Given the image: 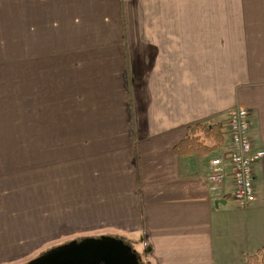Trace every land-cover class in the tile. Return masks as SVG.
Listing matches in <instances>:
<instances>
[{"label": "crops", "instance_id": "crops-1", "mask_svg": "<svg viewBox=\"0 0 264 264\" xmlns=\"http://www.w3.org/2000/svg\"><path fill=\"white\" fill-rule=\"evenodd\" d=\"M0 78L29 127L0 130V264L89 239L138 264L264 249V156L246 207L207 177L236 107L264 150V0H0ZM197 124L222 141L180 154Z\"/></svg>", "mask_w": 264, "mask_h": 264}, {"label": "built area", "instance_id": "built-area-1", "mask_svg": "<svg viewBox=\"0 0 264 264\" xmlns=\"http://www.w3.org/2000/svg\"><path fill=\"white\" fill-rule=\"evenodd\" d=\"M228 147L208 162V179L212 189L223 188L227 175L231 176L230 195L240 207L255 200L254 166L264 156L263 149L253 148L250 136L249 111L234 108L228 119ZM230 166L228 170V166Z\"/></svg>", "mask_w": 264, "mask_h": 264}, {"label": "water", "instance_id": "water-1", "mask_svg": "<svg viewBox=\"0 0 264 264\" xmlns=\"http://www.w3.org/2000/svg\"><path fill=\"white\" fill-rule=\"evenodd\" d=\"M138 264L129 248L115 240L73 242L41 256L33 264ZM32 264V263H31Z\"/></svg>", "mask_w": 264, "mask_h": 264}, {"label": "rangeland", "instance_id": "rangeland-1", "mask_svg": "<svg viewBox=\"0 0 264 264\" xmlns=\"http://www.w3.org/2000/svg\"><path fill=\"white\" fill-rule=\"evenodd\" d=\"M28 128V90L0 89V130H20ZM73 242H76V240L68 244ZM62 246L66 245L62 244L57 247ZM54 249L43 250L28 263L23 264H33L41 256L49 254ZM133 252L135 255H138L137 252ZM9 264H18V262L12 261Z\"/></svg>", "mask_w": 264, "mask_h": 264}, {"label": "trees", "instance_id": "trees-1", "mask_svg": "<svg viewBox=\"0 0 264 264\" xmlns=\"http://www.w3.org/2000/svg\"><path fill=\"white\" fill-rule=\"evenodd\" d=\"M221 125L215 124L208 127L205 124H197L194 127H190V136L183 139L176 150L183 155L195 154L197 157L202 156L206 151L211 150L215 145L222 141ZM201 129L203 135H195V130ZM210 140L213 144H208L205 140ZM247 264H264V249H258L254 254L247 258Z\"/></svg>", "mask_w": 264, "mask_h": 264}, {"label": "flooded vegetation", "instance_id": "flooded-vegetation-1", "mask_svg": "<svg viewBox=\"0 0 264 264\" xmlns=\"http://www.w3.org/2000/svg\"><path fill=\"white\" fill-rule=\"evenodd\" d=\"M66 264H73V263H66ZM100 264H104L103 262H100Z\"/></svg>", "mask_w": 264, "mask_h": 264}]
</instances>
